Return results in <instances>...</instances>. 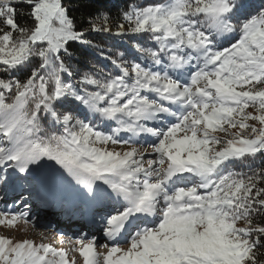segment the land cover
Returning <instances> with one entry per match:
<instances>
[{
    "label": "snow or ice",
    "instance_id": "1",
    "mask_svg": "<svg viewBox=\"0 0 264 264\" xmlns=\"http://www.w3.org/2000/svg\"><path fill=\"white\" fill-rule=\"evenodd\" d=\"M109 20L77 30L63 0H0V168L52 167L108 202L105 243L0 235V264H77L69 251L83 264H264V167H252L264 156V6H131L115 35L146 37L152 47L133 48L149 63L106 56L115 74L67 83L69 42L91 46L86 34L111 33ZM25 69L24 80L12 75ZM142 139L151 151L135 146ZM21 224L28 231L26 213L0 210V228Z\"/></svg>",
    "mask_w": 264,
    "mask_h": 264
},
{
    "label": "trees",
    "instance_id": "2",
    "mask_svg": "<svg viewBox=\"0 0 264 264\" xmlns=\"http://www.w3.org/2000/svg\"><path fill=\"white\" fill-rule=\"evenodd\" d=\"M161 2V0H63L64 7L68 10V15L75 21L77 30L90 27V21L96 20L101 15H108L110 20L109 24L112 29L116 30L115 25L121 22L120 18L124 11L128 10L131 6L147 5ZM249 3L253 6V10H257L264 6V0H249ZM24 12L23 16L18 15L17 21L21 26L26 24L30 25L31 21L27 17V6L18 5L17 12ZM91 42V46H85L79 42H69L68 54L63 56L66 66L72 72V76H65L67 83H77L80 77L84 74L91 73H113L118 70L111 63L110 59H106V56L111 58H119L123 53V59L139 62L142 64H148V61L143 60L140 54L135 52L133 44L140 43L145 47H152V42L147 38L143 40L134 39L130 35L117 36L109 33L102 32H90L85 37ZM226 46V44H225ZM36 61L30 67L36 66ZM30 74L29 69L15 72L12 75L20 80L26 79ZM0 76L7 79L8 74L0 72ZM251 110V109H249ZM81 119L84 118L83 112L78 113ZM98 123V122H97ZM44 126L47 129L48 124L44 122ZM101 130H104V126L98 123ZM114 126V125H113ZM56 130H61L57 127ZM236 170L248 171V169L239 163L234 165ZM253 168L264 167V156H259L252 161Z\"/></svg>",
    "mask_w": 264,
    "mask_h": 264
},
{
    "label": "rangeland",
    "instance_id": "3",
    "mask_svg": "<svg viewBox=\"0 0 264 264\" xmlns=\"http://www.w3.org/2000/svg\"><path fill=\"white\" fill-rule=\"evenodd\" d=\"M112 32L115 34L116 30L112 29ZM249 111H251V110H249ZM149 126H152V125L149 124ZM124 135L125 134H123L122 136H124ZM135 146L136 147H141L142 149L143 148H147L148 151H151V148H150L148 143H139V144H137ZM115 147H116V150H118V151L125 150V149H121L119 146H115ZM49 163L50 164H54V162H49ZM55 167H59V166H55ZM9 169H11V168H9ZM7 170H8V168H7ZM11 170H13V169H11ZM46 170L49 172V174H51V175L48 174L49 176H47L50 179L49 181H51L52 184L53 185L55 184V186H56L55 179L57 177L59 178L61 175H57L55 173L54 168H52V167L46 168ZM63 176H64V178L62 177V179L70 178L69 176H67L66 173L63 174ZM3 177H4V181L8 182L7 186L5 187V189L8 191V193H10L11 197L13 196V197H16L17 199H19L20 197H25L26 202H24V204H23L25 209H23L24 208L23 207L22 208L23 209L22 212L27 214V218L30 221V224L28 225V231H24L23 230V228H24L23 224L19 225L16 229L0 228V235L10 236V237H12L14 239L30 238V239L36 240L37 242H40L41 240H43V242L50 243L54 247H57V248H61L62 247V248H65V249H71V244L68 242L69 239H70V237H68L70 235L69 233H63L62 234L63 235V243H62L61 242L62 235L58 236L59 234L56 233V231L55 232H54V230L53 231H49V230H52V229H47V228H50V227L42 226L41 224H43V222L42 223L38 222L37 217H39V221H41L44 218L50 217V215L52 213H50V215L47 214V213H43L39 207H37V206L33 207V206L29 205V204H31L30 203L31 199H33L32 203L38 200V197H36L35 194H34L35 191L26 192V191H23L22 189H20L19 186L16 185L15 182L13 181V178H14L13 175H11L9 173L8 174L5 173V175ZM73 181H74V184L76 185L77 182L74 179H73ZM77 186L81 190L82 189H86L81 184H77ZM45 188L49 189L48 186L45 187ZM59 192H61V191H59ZM0 201H1V197H0ZM13 201L14 200H12V202ZM3 205H2V207L4 209L5 205L4 206ZM2 207L0 206V210H3ZM26 210L28 211V213L26 212ZM29 212L31 214L34 213L37 217L36 216L29 217L28 216ZM66 213L65 214L67 216L71 212L67 211ZM95 213H97V212H95ZM31 214H30V216H31ZM33 223L35 224V228L32 227ZM63 224H65V222H63ZM97 225H94L95 226L94 230H91V231L86 232V233L91 234V233L97 232L100 229V227H101V225H98V226ZM56 230H58V228H56ZM75 230H76V232L74 231L75 234H80L81 233L79 230H77V228H75ZM79 236L88 237V236H86V234H82V235H77V236H75L74 238H71V239L74 240L76 237H79ZM92 236H95L97 238V243L98 244L105 243V238L103 237L102 229L98 233H95V234L89 236L88 238H91ZM98 250L102 251V249H98ZM72 257L76 258L77 264H83L82 258L79 256L78 252L69 251V259H71Z\"/></svg>",
    "mask_w": 264,
    "mask_h": 264
},
{
    "label": "bare ground",
    "instance_id": "4",
    "mask_svg": "<svg viewBox=\"0 0 264 264\" xmlns=\"http://www.w3.org/2000/svg\"><path fill=\"white\" fill-rule=\"evenodd\" d=\"M14 180L15 179L13 178V181ZM7 183L8 182L4 181V177H3V179L0 181V188L2 190H3V188L5 189V187L7 186ZM45 189L49 190L48 188H45ZM30 191H35L34 194L36 197H42V196H39V190L37 188H32ZM60 193L61 192L58 191V193H56V195H55V198L49 202L45 201L44 199L38 198V200L33 202V203H32L33 199H31L30 200L31 204H29L28 202L27 203L30 206L39 207L43 213H47L49 215H50V213H52L50 215V218H52L53 219L52 222L54 221L56 226H58L57 228H65L66 230H71L72 232H74V231L76 232L75 228H77V230H79L80 232H89L91 230H94V228H95L94 225L98 224V222L95 219H93V215L96 214L95 212L90 213V212L85 210V212H87V214L85 216H79V213L76 210V206L75 207L72 206V209H69L66 207L65 209L64 208L62 209L61 213L53 214L52 210H54V208H56L58 206V202H60V200H64V196H62ZM8 196L11 197L10 193H8ZM19 199L22 200V205L24 204V202H26L25 197H20ZM95 210H96V207H95ZM67 211H69L71 213L66 216ZM63 222H65V224H63Z\"/></svg>",
    "mask_w": 264,
    "mask_h": 264
}]
</instances>
